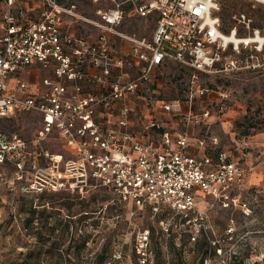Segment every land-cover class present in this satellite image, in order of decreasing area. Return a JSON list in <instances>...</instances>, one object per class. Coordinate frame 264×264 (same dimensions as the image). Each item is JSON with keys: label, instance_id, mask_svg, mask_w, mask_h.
I'll use <instances>...</instances> for the list:
<instances>
[{"label": "built area", "instance_id": "obj_1", "mask_svg": "<svg viewBox=\"0 0 264 264\" xmlns=\"http://www.w3.org/2000/svg\"><path fill=\"white\" fill-rule=\"evenodd\" d=\"M29 1L0 0V118L37 112L42 118L41 139L56 132L72 154L65 158L47 153V186L37 182L32 187L82 193L103 186L118 202L135 209L150 206L158 211L168 206L173 213L160 221L163 229L170 232L174 225L192 241L211 240L212 227L198 206L201 200L213 198L224 207L247 208L238 195L248 175L242 161L227 160L225 153L213 158L205 150L204 138L194 139L176 129L162 130L160 142L153 143L151 131L160 128L158 122L140 127L134 117L143 115L139 104L146 100V92L156 91L155 70L169 61L192 71V82L200 73L264 67V30L252 28L251 19L241 14L230 35L239 37V27L248 34L238 44L227 41L217 0H104L110 6L97 10L102 34L93 44L74 47L64 17L77 15L76 4ZM126 15H155L156 22L149 40H137L132 53L118 56L109 52V34L118 33ZM228 50L235 54L227 57ZM140 63L144 67L138 75L127 72ZM35 64L54 72V77L43 79L41 93L21 76ZM197 90L203 93L200 87ZM155 103L167 112L182 110L178 100ZM187 116L198 117L191 109ZM28 160V142L0 131V164L22 171ZM149 232L137 235L144 262L150 256Z\"/></svg>", "mask_w": 264, "mask_h": 264}, {"label": "rangeland", "instance_id": "obj_2", "mask_svg": "<svg viewBox=\"0 0 264 264\" xmlns=\"http://www.w3.org/2000/svg\"><path fill=\"white\" fill-rule=\"evenodd\" d=\"M68 1L76 4L77 14L64 17L71 44L95 43L103 29L97 10L110 3ZM217 1L225 34H230L241 14L251 19L252 28L264 30V2ZM154 23L155 15H126L118 33L109 34V52L132 53L137 40L150 39ZM238 30L239 38L248 34L243 28ZM231 54L235 53H225L227 57ZM192 74L175 61L167 62L156 70V91L146 92L141 109L154 114L150 118L160 125L157 133L188 132L194 139L206 140L209 154L225 153L227 160L245 163L248 177L238 190L240 201L247 204L245 210L224 207L213 198L199 200L215 243L202 237L197 241L188 235L182 238L179 234L185 233L174 225L166 232L160 219L167 215V208L154 211L122 205L103 187L85 188L82 193L48 191L43 187L47 186V153L65 158L72 154L56 132L48 140L41 139L39 113L23 112L0 118V131L25 139L29 152L22 171L0 164V264H176L181 258L184 264L202 260L203 264H264V67L200 73L195 82ZM156 99L178 100L182 110L167 112ZM190 109L198 117H188ZM37 182L44 184L42 190L32 187ZM146 229L150 231L148 262L140 259L137 248V235Z\"/></svg>", "mask_w": 264, "mask_h": 264}, {"label": "crops", "instance_id": "obj_3", "mask_svg": "<svg viewBox=\"0 0 264 264\" xmlns=\"http://www.w3.org/2000/svg\"><path fill=\"white\" fill-rule=\"evenodd\" d=\"M31 1L32 0H30L29 1V3H31ZM27 3V2H26ZM27 5H30V4H28L27 3ZM156 22V21H155ZM154 27H155V23H154ZM154 30V29H153ZM153 32V31H152ZM132 60H133V62L134 61H136V57H133L132 58ZM165 65V64H164ZM164 65H161V66H159L157 69H160L161 67H163ZM144 67V63H140V67L138 68V67H133V68H131V67H129V68H127V72L128 73H130L132 76H136V75H138L139 74V72L141 71V69ZM38 68V69H37ZM35 69L36 70H38V74H36V75H34L33 74V72H35ZM156 69V70H157ZM156 70H155V72H156ZM43 72H45V74H43ZM52 73V75H50V76H48L47 74L48 73ZM53 74H54V72H53V69L52 68H48V69H46V68H43L40 64H35V65H33L32 67H30V68H28L26 71H24L23 73H22V78L25 80V81H27L28 83H32V84H34V92H38V93H41V92H43V91H45V87L43 86V84H42V81H43V79L44 78H46V77H54L53 76ZM13 77H14V74L13 75H10V77H9V84L10 85H12V83H13ZM155 84H157V83H155V80L153 81V86L155 87ZM139 106H141V104H139ZM145 107V106H144ZM141 108V107H140ZM144 111V110H143ZM154 112V111H153ZM160 112V111H159ZM148 116V117H147ZM150 116H154V114L152 113V114H150L149 112H143V115H136L135 117H134V120L139 124V126L141 127V126H144V124H146L147 123V121H150L151 120V118H150ZM145 117H147V118H149L148 120L145 118ZM135 130H139V129H135ZM151 133H152V137H151V141L153 142V143H159L160 142V133H157L154 129L151 131ZM193 144L195 145L196 144V142L195 141H193ZM190 152L192 153V154H195V149H193V148H191L190 149ZM238 160H240V159H238ZM241 161V160H240ZM243 163V162H242ZM243 165H244V167L246 168V166H245V163H243ZM247 177H248V175H247ZM247 177L245 178V179H247Z\"/></svg>", "mask_w": 264, "mask_h": 264}, {"label": "trees", "instance_id": "obj_4", "mask_svg": "<svg viewBox=\"0 0 264 264\" xmlns=\"http://www.w3.org/2000/svg\"><path fill=\"white\" fill-rule=\"evenodd\" d=\"M245 134H247V133H245ZM207 154H209L208 152H207ZM219 153H217L216 155H211V154H209L210 156H212L213 158H216L217 157V155H218ZM98 187H103V186H97V188ZM103 188H105V187H103ZM106 189V188H105ZM107 190V189H106ZM55 192H58V191H55ZM111 193V192H110ZM120 203V202H119ZM122 205H128V206H131L130 204H128V203H121ZM163 207H165V208H167L168 209V213H167V215L166 216H164V217H162V219H160V221L161 220H163V219H165V218H167V217H169V215L170 214H172L173 213V211H172V209L171 208H169L168 206H163ZM145 208H150V209H152V207H150V206H146ZM153 210V209H152ZM173 230V229H172ZM180 235V234H179ZM182 238L184 237V236H187V235H180ZM189 237V236H188ZM202 238H204L205 239V237H202ZM86 241V239L84 240V242ZM204 243L205 244H209V242L207 241V240H204ZM176 264H184V262H183V260H182V258L180 259V260H178L177 261V263ZM200 264H203V260L201 261V263Z\"/></svg>", "mask_w": 264, "mask_h": 264}, {"label": "bare ground", "instance_id": "obj_5", "mask_svg": "<svg viewBox=\"0 0 264 264\" xmlns=\"http://www.w3.org/2000/svg\"><path fill=\"white\" fill-rule=\"evenodd\" d=\"M259 1L264 2V0H259ZM226 39H227V41H233V42H235L237 44L241 42L240 38L238 36H236V35H230V34L229 35H226ZM257 39L258 40H262L261 37H259ZM56 158H58V157H56Z\"/></svg>", "mask_w": 264, "mask_h": 264}]
</instances>
